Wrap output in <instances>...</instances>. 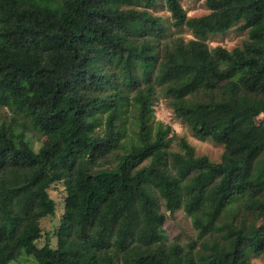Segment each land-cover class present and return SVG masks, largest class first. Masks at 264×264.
<instances>
[{"label": "trees", "instance_id": "obj_1", "mask_svg": "<svg viewBox=\"0 0 264 264\" xmlns=\"http://www.w3.org/2000/svg\"><path fill=\"white\" fill-rule=\"evenodd\" d=\"M161 1L195 39L162 42ZM182 1L0 0V264L264 255V121L250 127L264 116V0H207L210 13L193 18ZM237 25L241 47L205 43ZM159 93L199 139L223 146L220 161L157 121ZM31 132L46 137L39 150ZM62 182L57 246L39 248L41 221L56 214L48 191ZM160 201L192 219L195 241L167 239Z\"/></svg>", "mask_w": 264, "mask_h": 264}, {"label": "rangeland", "instance_id": "obj_2", "mask_svg": "<svg viewBox=\"0 0 264 264\" xmlns=\"http://www.w3.org/2000/svg\"><path fill=\"white\" fill-rule=\"evenodd\" d=\"M207 0H183L182 5L186 11L188 17H201L210 13L207 5ZM154 15L163 19L164 32L163 43L170 42L176 38L182 37L186 41L193 40L195 37L191 31L183 27L176 29L173 27V18L171 13L167 11L164 6V2L161 1L159 6L152 11ZM241 25L235 26L233 29L225 34L208 35L204 41L210 47V49L218 46L233 50L237 47H241L244 41L248 38V32L240 29ZM154 111L157 121L163 122L166 125H170L173 129V135H177L179 138H185L188 143L195 148L197 156H207L212 161L218 162L221 160L224 148L222 145L217 144L212 139H199L181 120H179L172 108L169 105V100L161 93L158 94V99L154 103ZM264 121V116L259 117L255 124H250V127L260 125ZM30 142L35 150H39L46 137L37 133L31 132L29 134ZM170 150L172 152H181L178 144V139L171 142ZM100 165L105 167V161L101 160ZM50 197L56 203V214L53 217L44 218L41 221L42 238L36 243L39 248L46 245L48 242L55 248L57 246V230L61 225V220L65 212V199L66 190L64 183H56L49 189ZM161 212L167 215L165 224V231L167 239L171 241L178 240L184 245L195 241L197 239V231L193 227L192 219L182 210L174 214L167 212L164 203L160 201ZM252 220H256L252 218ZM259 222V221H258ZM253 264H264V255L252 256ZM13 264H36L33 259L28 257H21L14 261Z\"/></svg>", "mask_w": 264, "mask_h": 264}, {"label": "water", "instance_id": "obj_3", "mask_svg": "<svg viewBox=\"0 0 264 264\" xmlns=\"http://www.w3.org/2000/svg\"><path fill=\"white\" fill-rule=\"evenodd\" d=\"M90 167H89V162H88V160H85L84 161V171L85 172H87V173H89L90 172Z\"/></svg>", "mask_w": 264, "mask_h": 264}]
</instances>
